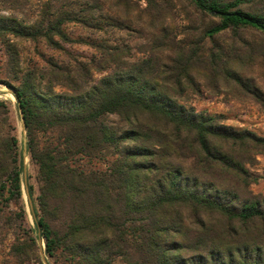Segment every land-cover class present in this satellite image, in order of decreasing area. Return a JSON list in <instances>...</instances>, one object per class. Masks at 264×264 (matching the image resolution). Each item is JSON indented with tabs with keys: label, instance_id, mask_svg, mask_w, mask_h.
<instances>
[{
	"label": "trees",
	"instance_id": "16d2710c",
	"mask_svg": "<svg viewBox=\"0 0 264 264\" xmlns=\"http://www.w3.org/2000/svg\"><path fill=\"white\" fill-rule=\"evenodd\" d=\"M186 1L218 20L205 39L241 29L264 34V0ZM124 21L116 6L90 3L79 10L47 3L31 24L0 14V44L9 54L0 84L14 91L40 183L35 239L15 244L13 257L32 261L43 240L49 258L62 255L68 264H264V198L250 191L259 179L248 170L264 157V137L181 102L199 92L192 75L199 63L260 99L217 56L223 52H179L169 66L156 49L130 62L129 49L97 45L99 57L85 64L49 60V69H39L22 67L10 43L62 50L71 42L69 24L104 32ZM96 73L108 75L95 80ZM23 169L8 102L0 100V206L21 200Z\"/></svg>",
	"mask_w": 264,
	"mask_h": 264
},
{
	"label": "rangeland",
	"instance_id": "374dc122",
	"mask_svg": "<svg viewBox=\"0 0 264 264\" xmlns=\"http://www.w3.org/2000/svg\"><path fill=\"white\" fill-rule=\"evenodd\" d=\"M51 2L53 6L67 10H79L84 3L102 8L114 5L119 15L130 22L124 21L126 26L121 30L107 29L104 32L87 29L79 24H69L64 29L71 42L61 43L62 50H52L44 41L33 43L11 38L10 43L20 56L22 67L49 69V60L72 66H75V61L85 64L89 59L99 57V50L95 47L97 45L129 49L132 55L130 62H142L153 55V50L156 49L154 53L161 55L165 65L169 66H172L171 60L179 52H195L199 58H203L212 51H220L224 55L217 56L230 63L235 78L240 76L251 84L255 92L260 94V99L238 90L231 84V78L222 77L218 80L210 75L204 63H199L192 71L195 89L199 92H188L181 102L199 113L221 115L224 124L236 130H248L264 137V34L252 29H241L238 35L230 31L214 39H205L206 29L218 24V20L199 13L186 0H96L95 3L90 0H0V14L31 24L36 21L44 5ZM242 9L248 11L246 7ZM105 15L108 14L105 12ZM157 40H161L168 50L164 46L155 48ZM0 55V77H5L6 55H9L6 45L0 44ZM108 73H96L94 79L99 80ZM55 91L64 93L66 89L56 88ZM0 100L8 102L10 122L19 140L24 165L21 200L0 206L3 209L0 215V264H18L13 257L12 247L19 241L32 245L31 240L35 239L36 217L33 211L36 210L39 214L37 198L40 183L37 178L38 168L30 161L26 150L25 127L14 91L0 84ZM109 120L116 122L115 118ZM92 166L106 169V165L102 163H94ZM248 170L259 179L250 186V191L264 198V157L258 156L257 164L248 166ZM36 243L39 248L37 253L36 246L33 248L34 252L31 251L35 258L26 264H35V259L38 260L39 257L43 264H68L62 255L56 259L49 258L45 253L43 240H37ZM114 264H123V261L117 260Z\"/></svg>",
	"mask_w": 264,
	"mask_h": 264
},
{
	"label": "water",
	"instance_id": "95a60500",
	"mask_svg": "<svg viewBox=\"0 0 264 264\" xmlns=\"http://www.w3.org/2000/svg\"><path fill=\"white\" fill-rule=\"evenodd\" d=\"M21 116H22V121H23V125H24V120H23V114L21 113Z\"/></svg>",
	"mask_w": 264,
	"mask_h": 264
},
{
	"label": "bare ground",
	"instance_id": "6f19581e",
	"mask_svg": "<svg viewBox=\"0 0 264 264\" xmlns=\"http://www.w3.org/2000/svg\"><path fill=\"white\" fill-rule=\"evenodd\" d=\"M4 94V93H3Z\"/></svg>",
	"mask_w": 264,
	"mask_h": 264
}]
</instances>
